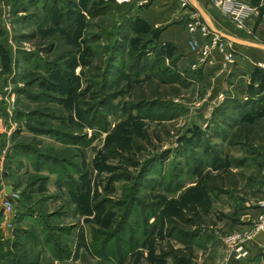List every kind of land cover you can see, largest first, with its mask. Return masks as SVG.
<instances>
[{"label":"rangeland","instance_id":"1","mask_svg":"<svg viewBox=\"0 0 264 264\" xmlns=\"http://www.w3.org/2000/svg\"><path fill=\"white\" fill-rule=\"evenodd\" d=\"M126 10L4 6L0 264H212V247L223 257L227 236L261 224L264 94L251 81L245 97L218 98L230 75L193 71L153 31L131 32ZM218 38L239 61L252 54Z\"/></svg>","mask_w":264,"mask_h":264},{"label":"crops","instance_id":"2","mask_svg":"<svg viewBox=\"0 0 264 264\" xmlns=\"http://www.w3.org/2000/svg\"><path fill=\"white\" fill-rule=\"evenodd\" d=\"M239 1L251 7H259L253 5L252 0ZM189 2L191 8L194 10L191 5V0H189ZM196 2L209 16L214 28L219 32L247 42H249L248 40L251 39V37H255L264 42V13L260 15L252 14L246 27L240 28L231 19L223 15L213 5L211 0H196ZM126 6L127 10L123 17L125 20L129 21L131 27L128 28H130L131 32H139L137 29L139 26H142V29L145 28L153 31L156 34L155 41L159 46L173 52H178L181 62L192 67L194 66V68H192L193 71L195 68L199 69L203 67L204 72L212 75L214 81L223 76V80H221L223 84L225 77L231 76V85H229V89L225 90L223 86L222 88L218 87V90H220L217 94L215 93V96H221V98L226 95L239 97L243 96L245 92H249L250 84L248 85V83L252 81V76L256 69L253 65L264 61V54L261 52L262 49L242 46L248 49L252 48V50H250L252 54H241L237 68L239 75L234 76L235 74L230 72L231 65L226 59V55L232 53L233 50L231 51L229 46L224 42L219 47L213 49L212 63H204L201 52L203 45L208 42V39L199 29H196L195 32L190 31L189 24L198 19V16L191 8L183 7L179 0H135ZM120 26H122L121 23L119 24V27ZM153 55L154 53L151 54V56ZM165 61H169V57L165 56ZM219 84L220 83L217 85ZM220 102L221 99L219 100V103ZM260 211L262 212V210ZM249 228V225H242L239 228L240 230H234L232 234L227 236L224 240L227 250L223 257L214 256L217 253L214 252V248L212 247L209 250L210 254H213L211 263L246 264L248 260H252L256 255L264 253V232L252 239L245 238L244 236L255 227H252V230H249ZM237 236L239 239L232 243L230 239Z\"/></svg>","mask_w":264,"mask_h":264},{"label":"built area","instance_id":"3","mask_svg":"<svg viewBox=\"0 0 264 264\" xmlns=\"http://www.w3.org/2000/svg\"><path fill=\"white\" fill-rule=\"evenodd\" d=\"M9 0H0V17L3 16L4 12V6ZM135 0H115L116 4L118 5H127ZM181 5L183 7H187L190 5L189 0H179ZM213 5L226 17L231 19L234 23L237 24L240 28H245L247 22L252 17V14L260 15L263 14L262 10H259V8L251 7L247 4L241 3L239 0H211ZM264 8V7H263ZM189 28L191 32H195L196 29H199L201 33L208 39V42H206L202 47V56L204 63L211 64L213 61V55L212 51L214 48L219 47L223 42L222 40H219V36L216 35V37L212 36L211 31L209 30L208 26L201 22L199 19H196L194 22L189 24ZM227 61H229V64L231 65L230 72L232 74H235V76H238V65L239 60L238 56H235L233 53H229L226 55ZM256 69H262L264 70V62H260L253 65ZM242 76V75H240ZM244 77V76H243ZM252 82H249L248 85H251ZM248 93L245 92L243 96L247 95ZM12 202L6 201L4 204V215H5V221H8V214L12 211ZM264 232V217H261V224L256 226L252 231L247 233L244 237L245 238H254L258 234ZM239 237L231 238L230 241L233 243L234 241L238 240Z\"/></svg>","mask_w":264,"mask_h":264},{"label":"water","instance_id":"4","mask_svg":"<svg viewBox=\"0 0 264 264\" xmlns=\"http://www.w3.org/2000/svg\"><path fill=\"white\" fill-rule=\"evenodd\" d=\"M191 5L194 8V10H196V12L209 24L213 34H215V35L221 37L223 40H226V41H228L232 44H235V45L247 46V47H252V48H259V49L264 50V45L255 44V43L247 42L244 40H240L238 38H234V37H231V36H228L226 34L219 32L218 30H216L214 28L209 16L198 6L196 0H191ZM4 185H5L7 194L11 195L12 194V188L9 185V181L7 179L4 180Z\"/></svg>","mask_w":264,"mask_h":264},{"label":"trees","instance_id":"5","mask_svg":"<svg viewBox=\"0 0 264 264\" xmlns=\"http://www.w3.org/2000/svg\"><path fill=\"white\" fill-rule=\"evenodd\" d=\"M263 12H264V8H262V13ZM252 81L254 86H256L255 88H257L256 91L258 92V94H264V70L258 68L255 69L252 76Z\"/></svg>","mask_w":264,"mask_h":264}]
</instances>
